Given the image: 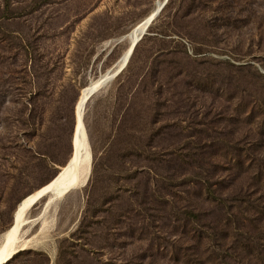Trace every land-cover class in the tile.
Here are the masks:
<instances>
[{"label": "rangeland", "instance_id": "374dc122", "mask_svg": "<svg viewBox=\"0 0 264 264\" xmlns=\"http://www.w3.org/2000/svg\"><path fill=\"white\" fill-rule=\"evenodd\" d=\"M162 1L0 0V235ZM82 122L85 185L5 264H264V0H167Z\"/></svg>", "mask_w": 264, "mask_h": 264}, {"label": "bare ground", "instance_id": "6f19581e", "mask_svg": "<svg viewBox=\"0 0 264 264\" xmlns=\"http://www.w3.org/2000/svg\"><path fill=\"white\" fill-rule=\"evenodd\" d=\"M164 1L165 0L160 2L153 11L134 25L125 35L129 45L115 68L81 88L75 104L74 145L71 156L67 163L60 168L59 172L48 183L26 195L18 202L13 212L11 226L0 235V264H5L16 252L24 250L32 245V238L23 237V228L29 222L26 217L28 211L36 205L40 199L41 202H44L43 208L45 209L55 199L62 197L70 190L79 189L85 185L90 169L89 153L85 145V134L82 122L85 104L90 96L96 92L108 78L123 67L132 45L140 39L143 31L145 32L146 28L153 20L155 12Z\"/></svg>", "mask_w": 264, "mask_h": 264}, {"label": "water", "instance_id": "95a60500", "mask_svg": "<svg viewBox=\"0 0 264 264\" xmlns=\"http://www.w3.org/2000/svg\"><path fill=\"white\" fill-rule=\"evenodd\" d=\"M166 1H167V0H165V1L160 5L159 9H157V11L155 12V16H154V17H156V16L158 15V13L160 12V10H161V9L163 8V6L165 5ZM153 19H154V18H153ZM147 26H148V25H147ZM144 34H145V32L143 31V33H142L140 39L142 38V36H143ZM140 39H139V40H140ZM139 40H138V41H139ZM138 41H137V42H138ZM137 42H135V43L132 45L131 51H130V53L128 54L127 59H126L124 65H123V67H121L116 73H114L110 78H108L107 81H109V80L115 78V77H116V76H117V75H118V74L124 69V67L126 66V64H127L128 60H129V58H130V56H131V54H132V51H133L135 45L137 44ZM107 81H106V82H107ZM92 95H93V94H92ZM92 95H91V96H92ZM91 96H90V97H91Z\"/></svg>", "mask_w": 264, "mask_h": 264}, {"label": "trees", "instance_id": "16d2710c", "mask_svg": "<svg viewBox=\"0 0 264 264\" xmlns=\"http://www.w3.org/2000/svg\"><path fill=\"white\" fill-rule=\"evenodd\" d=\"M139 41H140V40H139ZM139 41H138V42H139ZM138 42H137V44H138ZM137 44L135 45V47H134V49H133L132 53L134 52V50H135V48H136ZM131 55H132V54H131ZM127 63H128V62H127ZM120 73H121V72H120ZM120 73H119V74H120ZM70 114H71V112H70ZM71 129H72V128H71ZM70 131H71V130H70Z\"/></svg>", "mask_w": 264, "mask_h": 264}]
</instances>
